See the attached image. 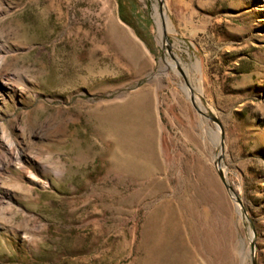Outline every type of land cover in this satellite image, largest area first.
I'll return each mask as SVG.
<instances>
[{"label": "rangeland", "instance_id": "374dc122", "mask_svg": "<svg viewBox=\"0 0 264 264\" xmlns=\"http://www.w3.org/2000/svg\"><path fill=\"white\" fill-rule=\"evenodd\" d=\"M179 217L264 264V0H0V264H165Z\"/></svg>", "mask_w": 264, "mask_h": 264}, {"label": "bare ground", "instance_id": "6f19581e", "mask_svg": "<svg viewBox=\"0 0 264 264\" xmlns=\"http://www.w3.org/2000/svg\"><path fill=\"white\" fill-rule=\"evenodd\" d=\"M162 21H164L165 23L168 24V20H167L166 15L163 12L161 15H159L156 12L155 13V23H156V26H157V29L159 32L161 30ZM179 221H180V226L182 227L181 229L180 228L179 229L183 230L182 232L180 231L181 233H180V237H179L180 238L179 244H177V248L179 249V253H177L171 261H169L168 263H165V264H197L198 261H197L196 256H195L196 252L194 251L195 247L193 248V246L190 244V241L188 240V238L186 236L185 224H184V221L182 220L181 217H179Z\"/></svg>", "mask_w": 264, "mask_h": 264}, {"label": "trees", "instance_id": "16d2710c", "mask_svg": "<svg viewBox=\"0 0 264 264\" xmlns=\"http://www.w3.org/2000/svg\"><path fill=\"white\" fill-rule=\"evenodd\" d=\"M122 6H121V3H120V1H119V10L121 11V8ZM122 19L124 20V21H126V18L124 17V15H122Z\"/></svg>", "mask_w": 264, "mask_h": 264}]
</instances>
